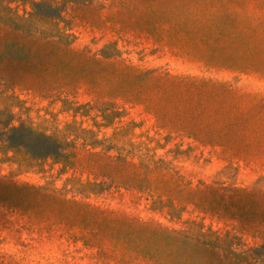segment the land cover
I'll return each mask as SVG.
<instances>
[{
    "label": "rangeland",
    "instance_id": "1",
    "mask_svg": "<svg viewBox=\"0 0 264 264\" xmlns=\"http://www.w3.org/2000/svg\"><path fill=\"white\" fill-rule=\"evenodd\" d=\"M258 1L264 5V0H248L249 12L257 20L264 19V7ZM13 5L20 13L32 9L31 4ZM61 5V26L77 37L79 49H98L116 42L125 59L143 70H155L161 77L205 75L224 82L232 80L236 88L242 89L241 94H245L244 90L253 94H245L244 104L249 106L247 116L264 117V61H257L258 55L250 53L244 42L233 41L223 34L206 38L178 37L177 50L165 37L158 38L155 30L130 28L132 21L126 20L113 0H68ZM261 58L264 59L263 54ZM243 63L245 67H241ZM151 87L158 89L154 84ZM104 89L117 91L108 86ZM0 93L15 94L23 101L24 109L12 120L13 125L29 123L50 132L76 123L94 131L97 139L112 144L115 129L133 121V128L123 134L125 138L142 143L144 152L147 146L156 148L157 155L173 161L175 166V170L169 171L151 165L149 181L140 191L111 188L86 199L108 209L119 222H129L118 226L120 230H105L108 236L113 234L114 241L107 237L101 244L72 242L70 233L55 217L49 218L43 228H36L25 217L7 214L0 206V264H264V210L256 211L253 202L240 196L246 192L264 196V156L252 159L245 153L221 154L215 146L196 143L192 135L194 121L188 117L199 116H169L173 110L186 109L171 98L159 102L166 109L165 116H157V109L150 104L119 100L118 108L126 113L113 117L110 126H100L98 123L106 122L101 116L98 98L87 82L78 83L73 92L55 94L42 93L33 87L14 86L10 90L0 83ZM168 135L174 138H167ZM258 135L248 132L241 139L259 144ZM77 147L76 165L66 172L61 174L62 166L50 159L45 173L30 172L23 177L38 185L66 188L70 198L83 200L71 185H66L67 179L105 181L88 156L103 154L104 150L83 148L80 142ZM106 154L117 155L114 150ZM15 169L16 165L3 162L0 153V178H7ZM161 173L174 177L172 184L182 190L175 194L178 205L185 207L181 218L170 216L168 208L151 209L152 195L160 194L157 188ZM168 196L166 193L164 198ZM210 229L219 232L222 238L218 242L227 246L228 252L197 242L203 238L213 241L211 235L203 236Z\"/></svg>",
    "mask_w": 264,
    "mask_h": 264
},
{
    "label": "trees",
    "instance_id": "2",
    "mask_svg": "<svg viewBox=\"0 0 264 264\" xmlns=\"http://www.w3.org/2000/svg\"><path fill=\"white\" fill-rule=\"evenodd\" d=\"M65 1L68 0H0V83L3 86L10 90L14 86L33 87L42 93L55 94L73 92L78 83L87 82L98 98L101 116L106 122L98 123L100 126H110L113 117L126 113L118 108L119 100L150 104L157 109V116H165L166 109L159 102L171 98L186 109L173 110L169 116H199L188 117L194 121L191 122L195 127L192 135L196 143L215 146L221 154L245 153L252 159L264 156V117L247 116L249 106L244 104L245 94H253L245 90V94H241L242 89L236 88L232 80L224 82L214 76L161 77L155 70H143L125 59L116 42L98 49H79L77 37L61 26V4ZM14 3L31 4L32 9L20 13ZM113 4L122 9L126 20L132 21L130 28L155 30L158 38L165 37L177 50L178 37L206 38L223 34L233 41L244 42L250 53L258 55L257 61H264L261 58L264 19L257 20L258 17L249 12L248 0H113ZM105 86L117 91H106ZM62 101L69 103L67 99ZM0 103V153L3 162L17 166L7 178H0V206L7 214L25 217L36 228H43L49 218L55 217L74 243L101 244L107 237L114 241L113 234L108 236L105 230L129 224L113 218L108 209L87 202L91 195L121 187L140 191L149 181L151 165L161 170H175L173 161L162 159L155 153L156 148L147 146L144 152L142 143L125 138L123 134L133 128V121L115 129L111 137L113 143L106 144L96 138L94 131L76 123L50 132L29 123L13 125L12 120L24 109L23 101L15 94L0 93ZM15 108L20 111L14 112ZM248 132L259 134L260 143L243 141L241 136ZM167 138L174 137L168 135ZM78 142L83 148L104 150L103 154L88 156L105 181L67 179L66 185H71L73 192L83 200L70 198L66 188L38 185L23 177L30 172L45 173L50 159L62 166L61 174L74 167ZM112 150L117 155L106 154ZM167 175L161 173L157 188L160 194L152 195L151 209L168 208L170 216L181 218L185 207L178 205L179 198L175 194L182 190L175 188L174 177ZM166 193H169L168 198H164ZM240 196L253 202L256 211L264 210V196L251 192ZM208 235L213 241L203 238L197 242L228 252L227 246L218 242L222 238L219 232L210 229L203 234Z\"/></svg>",
    "mask_w": 264,
    "mask_h": 264
}]
</instances>
